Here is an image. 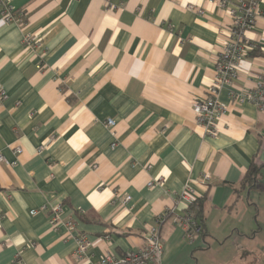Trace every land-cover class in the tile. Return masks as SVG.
Returning a JSON list of instances; mask_svg holds the SVG:
<instances>
[{
	"label": "crops",
	"instance_id": "0c3cea01",
	"mask_svg": "<svg viewBox=\"0 0 264 264\" xmlns=\"http://www.w3.org/2000/svg\"><path fill=\"white\" fill-rule=\"evenodd\" d=\"M11 5L19 19L5 24L0 16L7 94L0 105V264H14L17 253L23 264H98L106 253L138 250L143 228L172 207L158 225L159 264H260L264 111L235 102L223 87L218 100L227 111L209 137L192 107L213 83L228 14L207 0ZM259 10L244 33L258 54L241 62L235 94L253 88L264 70V0ZM252 163L263 167L258 184L242 188ZM199 199L203 232L189 242L176 221ZM76 235L91 245L80 263L72 257Z\"/></svg>",
	"mask_w": 264,
	"mask_h": 264
},
{
	"label": "built area",
	"instance_id": "2783aa9c",
	"mask_svg": "<svg viewBox=\"0 0 264 264\" xmlns=\"http://www.w3.org/2000/svg\"><path fill=\"white\" fill-rule=\"evenodd\" d=\"M216 5L219 9L224 10L231 19V26L227 38L221 45V51L215 66V75L211 87L207 95L201 101L192 103L193 112L195 114V124L201 127L206 136L214 137L216 134V123L226 113L227 107L218 100L219 91L223 87H228V97L239 104L248 103L253 105L257 110L264 111V70L256 77L254 87L241 94H235L232 86L237 78V73L241 62L248 56V53L255 50L253 44L244 42V33L251 30L257 17L260 15L261 0H238L236 5L232 4V0H207ZM188 10L194 7L188 5ZM198 14H203L202 10H198ZM0 16L5 24L16 22L20 15H17L11 5V0H0ZM25 44L31 42L30 37L24 38ZM40 44V43H39ZM38 43L37 48L40 47ZM7 99V94L0 86V105ZM105 125L112 129L114 122L110 119L105 121ZM19 148L15 149L16 154H20ZM0 155V162H3ZM208 177L205 176L204 179ZM155 182H148L147 186H153ZM184 197V195H183ZM129 200L128 196L122 197V203ZM45 210V207L40 208ZM175 208H166L156 218V225L145 226L143 228L144 243L135 251H129L121 256H115L112 253H106L98 260V264H159L163 253V245L161 242L158 225L166 221L174 214ZM61 207L56 206L51 209L50 225L54 229L60 224ZM36 210L30 212L35 215ZM179 225L185 234L187 241L191 242L194 237L199 234L200 228L196 222L185 212L183 216L177 219ZM69 231L74 229V223L68 221L63 224ZM75 250L72 254L73 259L77 262H83L90 258V242L84 235H76L74 237ZM14 264H23L20 254L14 257Z\"/></svg>",
	"mask_w": 264,
	"mask_h": 264
},
{
	"label": "trees",
	"instance_id": "16d2710c",
	"mask_svg": "<svg viewBox=\"0 0 264 264\" xmlns=\"http://www.w3.org/2000/svg\"><path fill=\"white\" fill-rule=\"evenodd\" d=\"M257 50L251 51L249 55H257ZM263 167H258L254 163H252L243 179L242 188H252L256 187L258 184V177L260 171ZM203 199L196 200L192 202L186 209V213L196 222L197 226L200 228L199 234L203 232L202 225V212H203Z\"/></svg>",
	"mask_w": 264,
	"mask_h": 264
},
{
	"label": "rangeland",
	"instance_id": "374dc122",
	"mask_svg": "<svg viewBox=\"0 0 264 264\" xmlns=\"http://www.w3.org/2000/svg\"><path fill=\"white\" fill-rule=\"evenodd\" d=\"M264 202V198H263ZM259 218V225L261 228V235L257 238L256 242H264V207L261 209L260 214L258 215ZM260 264H264V258L262 259V262Z\"/></svg>",
	"mask_w": 264,
	"mask_h": 264
}]
</instances>
